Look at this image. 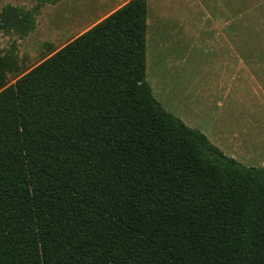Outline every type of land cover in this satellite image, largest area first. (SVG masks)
Returning <instances> with one entry per match:
<instances>
[{
  "label": "trees",
  "instance_id": "trees-1",
  "mask_svg": "<svg viewBox=\"0 0 264 264\" xmlns=\"http://www.w3.org/2000/svg\"><path fill=\"white\" fill-rule=\"evenodd\" d=\"M10 3L23 38L45 4ZM146 0L39 64L0 53V264H264V166L225 155L145 78Z\"/></svg>",
  "mask_w": 264,
  "mask_h": 264
},
{
  "label": "rangeland",
  "instance_id": "rangeland-1",
  "mask_svg": "<svg viewBox=\"0 0 264 264\" xmlns=\"http://www.w3.org/2000/svg\"><path fill=\"white\" fill-rule=\"evenodd\" d=\"M229 1L233 5V0ZM236 1L234 4L238 7L233 6L237 13L235 16L232 7L231 16L238 18L240 22H245L247 51L246 66L244 69L240 68L239 75L233 77L231 85L233 69L231 67L234 63L232 58L224 59L226 54H220V58L217 59L212 57L203 59L200 57L202 51L196 48L191 51L189 44H179L173 55L167 54L163 61L161 60V64L158 63V67L151 60L147 48L146 80L150 84L153 96L167 111L179 118L180 114L186 115V112L177 98L175 99V95L189 88L197 93L198 102H201V97L206 93L205 85L207 78L210 77V68L214 103L222 105L221 118L216 120L214 125L225 130L222 138L226 149H220L213 144L225 155L245 166L260 167L264 166V0ZM96 2L102 6V9L105 7L102 14L93 11ZM7 3L31 8L35 1L0 0V9ZM110 6L111 0H58L55 4H45L41 8L36 16L35 29L25 37L3 34L0 30V53H5L12 43L16 44L20 65L18 72L8 74L6 85L14 83L24 72L97 23L103 15L113 9ZM242 36L243 30L240 36L241 44ZM149 39L151 52L156 61L157 39L152 33ZM148 72L153 76L150 75L155 81L153 82L155 89L149 81ZM154 73L157 77L153 75ZM159 77L162 91L157 87ZM191 121L205 126L210 123V118L200 115L196 120ZM195 126L191 127L198 129ZM233 132H237L238 136L233 135Z\"/></svg>",
  "mask_w": 264,
  "mask_h": 264
},
{
  "label": "crops",
  "instance_id": "crops-1",
  "mask_svg": "<svg viewBox=\"0 0 264 264\" xmlns=\"http://www.w3.org/2000/svg\"><path fill=\"white\" fill-rule=\"evenodd\" d=\"M126 1L128 0H111L110 7H113V9L103 15L100 20L123 5ZM229 2V0H217V3H215V0H146L145 53L148 48L151 60L157 67L158 63L160 65L161 60L163 61L167 54L173 55L178 49L179 44H189L191 51L193 48L201 50L202 54L200 57L203 59L211 57L217 59V57L220 58V54H226L225 57H222L224 59L232 58L234 62L231 67L233 68L230 80L231 85L234 80L233 77L239 75L240 68L242 67L244 69L246 66L247 45L244 30L245 22H240L238 18L231 16L232 7L234 15L236 16L237 11L233 5L236 8L238 5L234 4L235 0H233V5ZM92 9L95 13L102 14V6L97 2ZM241 30H243L242 44L240 41ZM150 33L154 37L156 36L157 39L158 49L156 61L151 52V44L149 43ZM146 62L147 60L145 61V78L147 75ZM150 75V72H148L149 81L153 85L155 81H153L151 78L152 75ZM153 75L157 77L155 73ZM209 76L205 85L206 93L201 97V102H198L197 93L192 92V89L189 88H186L183 92L179 91V94L175 92L177 94L175 95V99L177 98L182 109L186 112V115L180 114L179 118L186 125H189V127L196 125L195 127H198V130L203 132L212 143L224 150L226 149V145L223 144L222 136H224L225 130H221L214 125V122L221 118L222 105L214 103L215 97L212 96L214 90L212 87L213 81L211 79L210 68ZM158 80L157 87L162 91L163 87L160 77ZM153 89H155L154 85ZM200 115L209 117L210 123L202 126L191 121L196 120ZM233 135L238 136L237 132H233Z\"/></svg>",
  "mask_w": 264,
  "mask_h": 264
}]
</instances>
